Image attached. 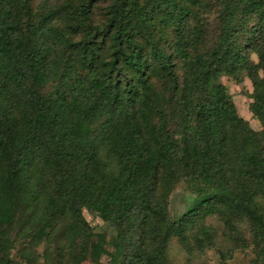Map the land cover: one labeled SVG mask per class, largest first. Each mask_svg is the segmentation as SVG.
Returning a JSON list of instances; mask_svg holds the SVG:
<instances>
[{
	"label": "trees",
	"instance_id": "1",
	"mask_svg": "<svg viewBox=\"0 0 264 264\" xmlns=\"http://www.w3.org/2000/svg\"><path fill=\"white\" fill-rule=\"evenodd\" d=\"M211 214L264 264V0H0V264H170Z\"/></svg>",
	"mask_w": 264,
	"mask_h": 264
},
{
	"label": "rangeland",
	"instance_id": "2",
	"mask_svg": "<svg viewBox=\"0 0 264 264\" xmlns=\"http://www.w3.org/2000/svg\"><path fill=\"white\" fill-rule=\"evenodd\" d=\"M220 82L225 86L230 94L235 105L237 114L242 117L253 130H259L258 122L251 117L248 111L249 98L245 92L250 91V83L244 77L241 84H236L227 76H221ZM193 195L188 191L183 182H179L174 190L170 193L168 199V215L169 218L179 215L190 203ZM82 215L89 226L95 232H104L108 237L113 235V231L104 223L102 218L90 214L82 209ZM204 224L207 226L212 235V242L198 249L191 239L192 251L189 252L186 247L182 246L175 237H170L165 251V257L170 264H218L220 261V253L227 257V263L230 264H249L251 254L244 249H233V244L228 239L224 225L216 214H211L204 219ZM241 227V225H240ZM246 225H242L244 231ZM69 234L72 237L77 235V229L70 225L68 227ZM194 232L191 231V234ZM196 236V234H194ZM35 245L38 242H34ZM51 253V252H50ZM43 260H51L52 255L43 256ZM100 261L105 264L107 256L102 255ZM81 264H93L89 260L83 261Z\"/></svg>",
	"mask_w": 264,
	"mask_h": 264
}]
</instances>
